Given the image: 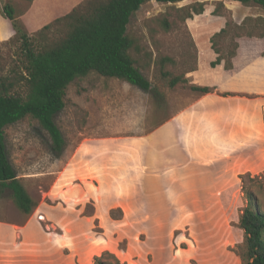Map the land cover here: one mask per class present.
I'll use <instances>...</instances> for the list:
<instances>
[{
  "label": "rangeland",
  "instance_id": "374dc122",
  "mask_svg": "<svg viewBox=\"0 0 264 264\" xmlns=\"http://www.w3.org/2000/svg\"><path fill=\"white\" fill-rule=\"evenodd\" d=\"M100 1L0 0V4L11 3L24 31L36 39L41 37L42 42H48L64 35L67 27L63 19L65 14L74 9L84 11ZM198 3L203 4V12L219 15L227 21L226 32L215 38L221 55L228 58L232 49L235 54L239 49L242 56L245 53H264V11L254 4L244 5L229 0L144 2L131 15L127 34L134 44L130 55L150 82L151 90L146 91L94 72L75 78L66 89L64 106L54 117L65 141L63 150L58 154L51 150L48 134L36 120L25 117L7 125L4 140L9 160L36 205L30 214L25 215L13 204L9 189H1L0 222L22 225L29 221L42 224L46 230H53L51 224L65 223L78 214L80 217L91 216L92 234L103 232L105 224L114 231L113 223L117 224L115 221L124 216L117 204L121 178L119 157H126L133 163L136 138L148 135L198 94L190 89L188 80L180 81L173 87L168 85L169 77L184 78V74L195 66L196 49L186 25V14L192 12L193 6ZM234 15L243 16L237 22L233 19ZM3 24L0 18V29ZM42 30L43 35L39 34ZM8 39H0V81L11 79L20 67L18 42ZM163 71H167L169 77H163ZM102 166L108 171L107 186L96 199L98 186L94 185H100L97 168ZM244 185L254 192L259 201L258 208L264 211V170L249 173V177L244 178ZM221 198L227 211L222 214L220 239L206 235L205 242L200 244L195 239L196 242L191 243L188 239L193 238L191 235L187 238L182 236L191 248L200 253L190 260L191 264H235L237 259L241 264L239 252L243 232L237 226V218L246 202L241 180L237 187L223 193ZM125 215L130 222L137 217L141 221L139 217L142 219L144 216L142 213ZM154 215L166 217V213ZM214 217L215 214L205 213L200 214L198 220L208 227ZM160 219L165 221L166 226L169 225L167 219ZM127 225L128 230L134 231V223ZM203 229L198 230L203 233ZM179 232L189 233L182 227L174 230L173 236L178 237ZM140 235L146 236L144 232ZM227 235H231L230 238ZM161 238L167 241L166 235ZM124 244L125 240H117L115 254H121L119 249ZM108 252L100 254L102 261L107 264L121 263L115 254L109 252L114 256L111 257ZM4 261L0 260V264H5ZM6 264L16 263L10 261Z\"/></svg>",
  "mask_w": 264,
  "mask_h": 264
},
{
  "label": "crops",
  "instance_id": "0c3cea01",
  "mask_svg": "<svg viewBox=\"0 0 264 264\" xmlns=\"http://www.w3.org/2000/svg\"><path fill=\"white\" fill-rule=\"evenodd\" d=\"M241 17L233 19L238 22ZM0 18L4 22L0 39H8L13 29L7 19ZM225 22L205 11L186 19L196 63L184 78L213 90L195 95L148 135L136 138L133 163L119 157L117 204L124 216L113 223L114 231L105 224L103 232L92 234L91 216L78 214L65 223L51 224L53 230L29 221L22 225L0 222V260L5 264H92L102 251L115 254L117 240H125L121 254H115L120 264H191L200 253L187 244V235L193 237H188L191 243L195 239L200 244L206 235L222 237V214L227 211L222 194L237 187L241 174L264 170V56H242L238 49L231 58V70L224 69L223 59L211 66L218 53L210 37ZM97 170L96 199L108 179L104 166ZM127 213L144 216L130 222ZM161 213L166 217L154 215ZM205 213L215 214L211 226L199 223L198 217ZM128 223H134V231L128 230ZM182 227L189 233L173 236ZM142 231L146 236L140 235ZM165 235L167 241L161 238Z\"/></svg>",
  "mask_w": 264,
  "mask_h": 264
},
{
  "label": "trees",
  "instance_id": "16d2710c",
  "mask_svg": "<svg viewBox=\"0 0 264 264\" xmlns=\"http://www.w3.org/2000/svg\"><path fill=\"white\" fill-rule=\"evenodd\" d=\"M146 1L149 0H102L84 11L74 9L63 16L67 26L64 35L48 42H42L41 37L36 39L24 31L11 3L0 4V16L7 19L13 29V35L8 40L15 39L18 42L20 63L19 71L11 79L0 81V190L9 189L12 202L21 213L30 214L36 203L9 160L4 128L30 117L46 131L51 150L58 154L63 150L65 141L54 117L64 106L66 89L75 78L94 72L103 77L120 79L146 91L151 90L150 82L136 67L130 55L134 44L127 34L131 15ZM155 1L177 3L184 0ZM229 1L254 4L264 11V0ZM203 10V4L198 3L193 6L192 12H187L186 18L201 14ZM225 25L210 37L211 47L218 53L210 65L215 66L223 59L224 69L231 70L234 49L226 58L221 55L215 42V38L226 32L227 21ZM43 33L44 30L39 34ZM162 76L167 78L169 73L163 71ZM180 81L185 82L187 79L169 77L168 85L173 87ZM189 87L198 94L213 90L196 84H190ZM246 176L249 177V173L239 176L246 198L237 218V226L243 232L239 258L241 264H264V211L258 208L259 201L254 192L246 189ZM107 254L114 257L109 252ZM93 261V264H107L101 260V255L95 256Z\"/></svg>",
  "mask_w": 264,
  "mask_h": 264
},
{
  "label": "built area",
  "instance_id": "2783aa9c",
  "mask_svg": "<svg viewBox=\"0 0 264 264\" xmlns=\"http://www.w3.org/2000/svg\"><path fill=\"white\" fill-rule=\"evenodd\" d=\"M40 219H42V216H40Z\"/></svg>",
  "mask_w": 264,
  "mask_h": 264
}]
</instances>
